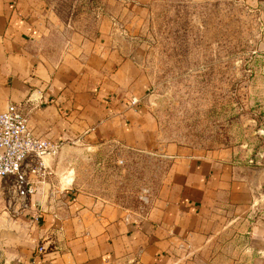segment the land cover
Masks as SVG:
<instances>
[{
  "label": "crops",
  "instance_id": "crops-1",
  "mask_svg": "<svg viewBox=\"0 0 264 264\" xmlns=\"http://www.w3.org/2000/svg\"><path fill=\"white\" fill-rule=\"evenodd\" d=\"M121 1L120 8L129 0ZM246 1L264 13V0ZM55 27L40 0H0V110L18 105L34 135L58 145L41 158V174L28 172L35 192L26 208H6L0 179V264H176L185 242L218 228L234 232L243 220L255 247L264 222L250 216L264 199V166L226 149L158 144L137 51H124L115 27L93 39ZM106 145L158 149L171 159L145 212L75 188L61 154Z\"/></svg>",
  "mask_w": 264,
  "mask_h": 264
},
{
  "label": "rangeland",
  "instance_id": "rangeland-1",
  "mask_svg": "<svg viewBox=\"0 0 264 264\" xmlns=\"http://www.w3.org/2000/svg\"><path fill=\"white\" fill-rule=\"evenodd\" d=\"M40 1L55 19L56 34L93 39L115 27L124 51H137L158 144L226 149L240 161L264 166L262 10L246 0H129L121 8V0ZM114 19L116 26L106 23ZM156 151L74 147L61 159L79 191L143 213L171 163ZM250 219L264 222V199ZM243 223L234 232L218 228L185 242L176 264H264V228L255 233L254 247L251 228Z\"/></svg>",
  "mask_w": 264,
  "mask_h": 264
},
{
  "label": "built area",
  "instance_id": "built-area-1",
  "mask_svg": "<svg viewBox=\"0 0 264 264\" xmlns=\"http://www.w3.org/2000/svg\"><path fill=\"white\" fill-rule=\"evenodd\" d=\"M137 100L133 98L132 104ZM58 145L35 136L28 126V118L16 104L0 110V179L6 208L19 212L28 206L27 199L35 192L28 172L41 174L45 155L55 154ZM31 159L32 164L28 162ZM38 220V216L34 217ZM43 252V247H38Z\"/></svg>",
  "mask_w": 264,
  "mask_h": 264
}]
</instances>
